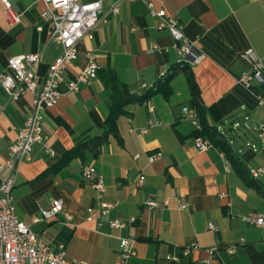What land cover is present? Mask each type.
<instances>
[{
  "label": "crops",
  "instance_id": "0c3cea01",
  "mask_svg": "<svg viewBox=\"0 0 264 264\" xmlns=\"http://www.w3.org/2000/svg\"><path fill=\"white\" fill-rule=\"evenodd\" d=\"M9 1L21 18L11 24L6 2L0 0V71L8 69V57L38 51L41 59L34 66L44 77L63 50L61 43L50 40L48 22L41 18L44 1ZM103 2L107 21L80 40L79 56L67 65L59 85L61 98L45 110L43 131L52 150L37 141L31 158L18 164L13 195L19 218L30 222L51 246L65 244L67 256L82 264H124L122 235L137 238L138 252L127 264H209L205 248L212 246L216 248L210 264H264L263 230L242 218L253 209L264 211V175L250 182L220 145L212 142L202 150L195 144V127L181 115L192 94L184 69L172 79L169 95L155 92L130 100L128 111L117 118L119 136L109 134L97 154L87 150L85 157H72L57 167L66 150L103 132L116 86L125 94L142 93L181 60L170 30L156 27L157 16L150 14L147 1ZM117 2L116 12L112 5ZM155 5L179 18L197 50L206 52L200 62L182 60L192 66L203 102L214 105L221 116L215 120L210 112L211 120L246 167L264 165V142L256 129L264 123V83L260 95L239 80L251 65L243 56L247 47L264 63V0H156ZM156 41L160 49L150 50ZM88 49L98 56L97 76L70 90L69 80L88 62ZM33 99L30 92L13 99L0 84V158L17 138ZM157 151L158 157L150 160ZM91 163L105 176L101 196L82 173ZM142 173L145 181L138 185ZM148 195L168 200V205L150 207ZM54 198L63 200L73 219L66 221L59 212L33 221L40 207L52 205ZM179 198L187 199L190 209L180 208ZM106 200L119 203L88 220L87 206ZM114 217L126 225L112 227ZM213 221L218 229L209 228ZM195 241L200 248L184 255L182 248ZM229 244L235 252L227 250Z\"/></svg>",
  "mask_w": 264,
  "mask_h": 264
},
{
  "label": "built area",
  "instance_id": "2783aa9c",
  "mask_svg": "<svg viewBox=\"0 0 264 264\" xmlns=\"http://www.w3.org/2000/svg\"><path fill=\"white\" fill-rule=\"evenodd\" d=\"M6 2V15L11 24L19 22L21 12L15 10L9 0ZM45 7L41 11V18L48 22V33L50 40L61 43L63 50L52 62L49 63L48 72L41 77L36 72L35 64L40 61L41 54L38 51L22 52L21 54L8 57V69L0 71V84L13 99L22 97L25 93L33 95L32 109L26 116L23 126L18 132L17 138L11 141L7 154L0 158V264H82V262L71 259L67 256L65 244L51 246L36 231L30 222L21 220L16 212V206L13 195V187L16 183L18 164L31 158V152L34 144L41 141L46 150L51 151L52 147L47 142V137L43 131L45 110L50 105H55L62 92L59 89L60 82L65 77L67 65L79 56V42L86 36L92 34L95 26L100 22H106V15H103V0H43ZM148 4L150 14L157 16L156 27L158 29L170 30L173 39V45L179 53L180 59L188 60L192 63L200 62L206 52L197 50L194 39H189L184 32L183 22L167 12L164 7H156V0H145ZM165 1V0H163ZM118 2L112 5L113 11H118ZM41 27V26H40ZM160 49L157 41L153 43L150 50ZM87 64L78 71L75 78L69 80L68 87L70 90L80 89L81 84L88 83L91 78L97 76L99 62L97 54L88 49ZM243 56L251 63L247 72L239 78L245 86L256 90L262 94L259 85L264 81V67L262 58L258 55L253 47H247ZM145 85L146 82L144 81ZM181 108V115L188 119L195 128H201L200 115L197 105L184 103ZM153 108V106H151ZM239 123V121H236ZM143 128V130H145ZM259 137L264 142V123L256 126ZM212 139L201 134H197L195 144L203 150L211 146ZM160 154L159 151L150 156L154 160ZM225 154V152H224ZM251 173L258 178L264 175V165L251 166ZM83 176L98 189V195L104 192L105 180L103 174L99 173L95 164H86L82 170ZM145 181V174L139 175L138 185ZM224 195V193H221ZM178 200L179 207L190 209V203L186 199ZM146 203L150 207H160L168 205V200H158L152 196L146 197ZM118 201H103L99 206H87L86 218L93 220L99 218L102 214L112 210ZM52 205L40 207L41 214L33 216V221H39L42 217L49 218L55 213L63 212L67 220H72L74 214L65 208L61 198H54ZM134 218L131 217V219ZM243 220L251 224H257L263 230L264 236V211L253 209L242 215ZM110 225L115 228L124 227L126 220L114 217L110 220ZM209 228L218 229L215 221L209 222ZM137 238L124 236L120 237L121 242V260L124 264L130 257L135 256L138 252L136 246ZM264 241V238H263ZM200 248L198 242H189L182 248V253L188 255ZM215 246L206 247L209 257H205L206 263H212L211 256L215 253ZM234 245H228L227 250L235 252ZM179 259L178 254L175 255Z\"/></svg>",
  "mask_w": 264,
  "mask_h": 264
},
{
  "label": "trees",
  "instance_id": "16d2710c",
  "mask_svg": "<svg viewBox=\"0 0 264 264\" xmlns=\"http://www.w3.org/2000/svg\"><path fill=\"white\" fill-rule=\"evenodd\" d=\"M192 66L188 62H184V60H180L176 63H173L170 68L164 73H162L157 81L142 93L136 94L134 92H129V94H125L121 88V86H116L110 100V110L104 120V130L101 133L90 136V138L80 141L77 145L72 148L66 150L64 152V156L59 161L57 167H61L65 165L66 161L71 159L72 157L80 155L82 158L85 157V152L89 150L90 152H94L97 154L100 149V145L105 138H108L109 134H113L119 136L118 122L117 118L119 114L127 112L126 105L130 100H142L143 98H147L148 96L153 95L155 92H162L166 95H169L172 87L171 81L174 76L181 71V69L185 70L187 78L189 79V85L191 89V98L190 104L197 105L200 115L201 128L197 127L194 131L197 134H201L203 136L209 137L212 139L214 144L220 145V148L226 152L228 158H230L239 170L242 171L243 176L249 180L250 182L256 181L257 178L251 173L249 167H246L245 162L241 159L238 152H236L232 148V144L224 134V131L218 129L217 123H214L210 118V112L213 115L215 120L221 119L220 114L215 111L214 105H206L201 97V90L198 84V79L194 76L192 71ZM118 82V81H116ZM264 83V81L262 82ZM261 85H259L260 91ZM49 171V169H48Z\"/></svg>",
  "mask_w": 264,
  "mask_h": 264
}]
</instances>
